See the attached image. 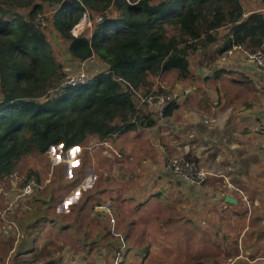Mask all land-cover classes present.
<instances>
[{"label":"trees","instance_id":"trees-1","mask_svg":"<svg viewBox=\"0 0 264 264\" xmlns=\"http://www.w3.org/2000/svg\"><path fill=\"white\" fill-rule=\"evenodd\" d=\"M54 3L51 24L67 41L70 58L94 57L101 66L85 83L63 82L66 73L36 20L42 6L35 0H0V179L12 174L23 156L43 154L51 145L66 150L89 136L103 141L152 126L154 113L142 101L152 91L151 79L171 70L187 77L190 55L198 48L219 41V52L239 46L264 53V13L244 16L242 0ZM84 12L94 27L75 35L72 28ZM176 105L172 100L163 116ZM34 199L51 205L41 196ZM17 240L20 253L29 251V235Z\"/></svg>","mask_w":264,"mask_h":264},{"label":"rangeland","instance_id":"rangeland-1","mask_svg":"<svg viewBox=\"0 0 264 264\" xmlns=\"http://www.w3.org/2000/svg\"><path fill=\"white\" fill-rule=\"evenodd\" d=\"M35 2L42 6L36 20L66 73L63 82L92 77L101 64L70 58L67 41L51 24L54 0ZM21 12L26 14L28 9ZM90 23L84 12L72 33H88L94 27ZM192 63H197L195 58ZM172 72L152 78L149 94L170 93L159 83L175 79ZM128 159L110 140L98 141L95 136L66 151L51 145L43 154L23 156L13 173L0 179V264H264V243L255 248L260 260L249 263L256 255L246 252L240 240L243 216L220 213L213 219L207 203L182 198L177 184L173 192L159 191L152 184L155 175L146 178L150 173L143 174ZM32 174L37 189L19 200L13 215H2L13 192ZM257 187L263 197L264 181ZM105 204L110 205L109 211L102 210ZM4 218L15 221L6 234ZM14 228L18 236L11 240ZM26 235L30 249L20 253L17 238Z\"/></svg>","mask_w":264,"mask_h":264},{"label":"crops","instance_id":"crops-1","mask_svg":"<svg viewBox=\"0 0 264 264\" xmlns=\"http://www.w3.org/2000/svg\"><path fill=\"white\" fill-rule=\"evenodd\" d=\"M242 8L244 16L264 13V0H242ZM223 33L220 29L218 37ZM219 45L194 51L187 77L174 72L175 79L159 83L175 95L177 105L169 115L107 139L143 174L150 173L146 178L155 175L151 183L159 191L173 192L177 184L182 198L207 203L213 219L220 213L243 216L240 240L246 252L256 255L249 260L254 263L261 258L255 248L264 243V196L257 187L264 181V73L244 61L242 47L219 52ZM187 155L206 172L200 186L181 182L167 169L171 158Z\"/></svg>","mask_w":264,"mask_h":264},{"label":"built area","instance_id":"built-area-1","mask_svg":"<svg viewBox=\"0 0 264 264\" xmlns=\"http://www.w3.org/2000/svg\"><path fill=\"white\" fill-rule=\"evenodd\" d=\"M89 62V63H94L96 60L94 57H90L87 60L81 61V62ZM244 61L255 68H258L264 73V53L261 51H253L249 52L244 50ZM88 78L84 82H80L78 80L74 81H65L66 83L69 84H77V83H85L87 82ZM175 99V95L173 93H168V92H161L157 94H149L142 98V101L146 103L147 107L154 108L153 111L155 112V118H162L164 115L165 109L169 106L170 102ZM262 135L264 136V127L262 129ZM60 148L62 151L63 147L61 144ZM69 149V148H68ZM167 169L169 172H171L178 180L181 182L191 185V186H200L205 177H206V172L204 171L203 168H201L198 163L191 158H187L185 156H178V157H173L171 158L168 163H167ZM38 180L36 176L31 175L29 178L25 179L21 186L17 188L12 195V198L8 200L5 208L1 211L2 215H8L10 216L11 214L13 215L16 210L17 203L19 200H23L26 197L30 196L38 186ZM102 207V206H101ZM110 205L105 204L102 207V210L104 211H109ZM4 226H5V234L8 233V229H11L14 226L15 221L11 218H4ZM111 221H113L111 219ZM16 228V226H15ZM14 228V234L15 235L16 231ZM13 233V232H11ZM18 236V235H15Z\"/></svg>","mask_w":264,"mask_h":264},{"label":"water","instance_id":"water-1","mask_svg":"<svg viewBox=\"0 0 264 264\" xmlns=\"http://www.w3.org/2000/svg\"><path fill=\"white\" fill-rule=\"evenodd\" d=\"M225 200L228 201V202H231V203L234 202V199L232 197H230V196H226Z\"/></svg>","mask_w":264,"mask_h":264}]
</instances>
